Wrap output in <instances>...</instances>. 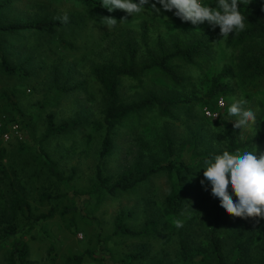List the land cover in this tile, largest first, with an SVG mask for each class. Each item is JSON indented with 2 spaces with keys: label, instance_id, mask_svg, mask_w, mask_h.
Wrapping results in <instances>:
<instances>
[{
  "label": "rangeland",
  "instance_id": "1",
  "mask_svg": "<svg viewBox=\"0 0 264 264\" xmlns=\"http://www.w3.org/2000/svg\"><path fill=\"white\" fill-rule=\"evenodd\" d=\"M206 1L207 5H215L214 0ZM248 1L252 3L253 13L264 22V0ZM0 6V19L5 24L59 20L57 18L65 14L68 19L82 23L81 27L3 35L6 57L12 64L24 63L28 72L26 77L19 78L8 76L0 69V92L16 93L23 111V116H20L6 109L0 112V116L5 115L6 121L9 118L19 120L8 121L7 131L11 133L12 125L18 123L25 140L21 147L15 135L10 134L9 140L2 135V142L9 153L6 165L16 186L21 188L37 214L47 213L50 204L59 209H78L75 217L72 214L61 217L58 212L55 218L36 223L33 230L26 222L20 224L15 238L29 244L30 264H64L67 257L87 250L94 255L87 256L83 264H180L181 239L199 249L200 256L192 264H213L205 259V245L209 241L212 221L211 188L208 186L205 191L200 183L204 179L205 158L228 151V128L237 134L239 142L244 143L257 136V123L264 122V81L255 89H246L237 78L241 48H229L228 38L220 40L219 27L213 30L207 22L196 26L190 24L185 28L174 26L171 12H164L159 4L156 5L161 8L159 16L147 10L140 17L123 11L128 18L127 24H118L110 31L95 15L94 8L76 0H0ZM143 21L149 23L152 47H156L160 39L170 46L176 37L185 40L206 36L211 49L199 66L180 65L178 70L186 78V89H178L161 76L148 78L143 83L125 81L124 93L128 97H138L151 90L167 94L176 92L192 101L177 111L173 119L148 113L136 126L129 124L118 129L116 148L104 160L102 169L105 176L115 182L141 159L145 167L167 160L191 164L193 172L183 177L188 201L177 218L166 216L165 200L172 192L174 182L167 174L154 176L117 197L105 192L99 194L96 172L104 134L101 130L84 126L44 143V149L65 176L68 178L74 174L70 182L59 183L48 177L32 160L33 149L46 130L50 115L57 123L78 117L89 121L101 120L104 95L92 75V66L116 58L118 44L125 41L128 31H133L139 38ZM61 41L72 44V47ZM228 67L232 68L233 76L224 79L230 87V93L225 97L226 107L217 110L219 118L210 120L204 114V108L208 106L203 99L213 79ZM64 87L73 90L63 91ZM241 97L248 101L247 107L256 112V122L253 126L237 129L234 127L236 118L227 114V107L233 102L232 98L238 100ZM166 132L172 137L175 147V155L170 159L165 153ZM255 145L257 155L264 153V142L254 143L242 151H252ZM6 182L0 181L2 205L10 197ZM44 193L56 198L51 203L41 204L40 197ZM229 193L232 194L230 186ZM121 212L132 213L128 225L137 230L144 227L148 218L159 219L161 233L151 239L114 236L115 218ZM177 219L182 221L183 227L175 226ZM252 225L251 218L242 219L226 213L222 239L232 247L241 231L248 233ZM13 239L0 233L3 244L0 264H9ZM138 253L143 256L128 259Z\"/></svg>",
  "mask_w": 264,
  "mask_h": 264
},
{
  "label": "trees",
  "instance_id": "2",
  "mask_svg": "<svg viewBox=\"0 0 264 264\" xmlns=\"http://www.w3.org/2000/svg\"><path fill=\"white\" fill-rule=\"evenodd\" d=\"M95 9L96 16L112 17L118 21V24H127L128 18L122 10L109 12L102 7V0H76ZM138 3V0H135ZM156 0H149L145 9L151 12V4ZM217 0H214L216 4ZM215 6V5H214ZM1 8V6H0ZM241 13L245 16L246 28L238 34L233 33L227 39V46L231 49L241 48L242 54L239 56L240 71L237 78L246 89H255L264 81V22H262L254 13L252 3L248 0L239 4ZM140 17V14H134ZM174 26L178 28L188 27L190 22H183L171 12ZM121 20L124 22L119 23ZM81 21L68 19V22L61 23L60 20H39L32 22H17L5 24L0 19V69L8 76H17L19 78L28 75L25 64H12L6 57L4 49L3 35H17L23 31H44L47 29H64L71 27H81ZM150 28L147 21L141 23L140 37L137 38L133 31H128L125 41L118 44V55L104 63H98L92 66V75L101 86L104 102L102 118L99 121H89L86 118H75L73 120L57 123L53 115L48 117L47 127L42 137L38 140L33 149V163L48 177L55 179L59 183L70 182L74 174L66 177L61 171L58 163L44 149V143L50 139L67 135L75 132L84 126L103 131L101 147L99 152V163L97 165V183L96 189L100 195L106 194L117 197L122 193H128L139 183L145 182L159 174H167L173 182V188L170 195L165 200L166 216L177 218L183 213L187 201V186L183 182L184 175L193 172L191 164L167 160L165 162L155 163L145 167L143 160L136 162L131 170L125 171L115 182L106 177L102 165L105 159L110 157L116 148V136L118 129L127 127L129 124L136 126L138 122L148 113H157L163 118H175V114L184 105L190 104L192 100L184 95L173 92H158L148 90L138 97H128L124 93L125 81H134L143 83L146 79L161 76L168 79L172 85L178 89H186V78L178 70L180 65L199 66V63L207 59L211 49L206 36H194L190 39L175 38L170 46H167L163 39H160L156 47L150 45ZM65 46L72 47L61 41ZM143 55L141 56V54ZM145 57L144 60L142 58ZM232 68H224L217 75L203 99L206 107L212 111H217V100L222 96L224 99L230 93L229 85L224 81L232 75ZM64 89V90H63ZM63 91L67 89L64 87ZM226 100V99H225ZM9 109L20 116L23 111L19 107L16 93L10 91L0 92V112ZM5 115L0 116V122L4 126L0 127V181L6 182L10 190V197L5 205L0 203V233L3 237L14 238L10 247L8 263L9 264H30V247L26 241L15 238L18 234L20 224L26 222L30 230H33L35 224L41 221H47L56 217L59 212L61 217H67L72 214L73 217L78 214V209L50 204L47 213L37 214L21 188L16 186L12 175L6 165L9 153L2 142V135L7 131L8 121L20 122L17 119L8 121L3 120ZM206 116V115H205ZM208 118V117H206ZM209 119V118H208ZM213 120V119H210ZM215 121V120H214ZM14 123V122H13ZM228 152L235 153L238 149L251 146L254 143L264 142V122L257 123V136L244 143L238 141L237 134L228 128ZM23 147L25 140H18ZM145 144V143H144ZM174 141L168 132L165 133V153L168 159L175 155ZM208 156L205 159H211ZM55 196L44 193L40 197L41 204L51 203ZM60 198V196L58 197ZM62 198V197H61ZM211 230L209 241L205 245V259L213 264H264V219L251 218L252 230L248 233L241 231L238 239L229 247L222 239V231L225 227V210L220 206L218 198L212 196L211 204ZM132 213H119L115 218L114 236L151 239L161 233V221L157 218H148L144 227L140 230L134 229L128 225ZM258 221V223H257ZM3 244L0 242V251ZM53 250V248L51 249ZM180 252L182 262L180 264H192L200 256L199 249L192 247L185 239L180 241ZM90 250L80 255L69 256L64 264H83L86 257L93 256ZM138 255H130L128 259L139 258Z\"/></svg>",
  "mask_w": 264,
  "mask_h": 264
},
{
  "label": "clouds",
  "instance_id": "3",
  "mask_svg": "<svg viewBox=\"0 0 264 264\" xmlns=\"http://www.w3.org/2000/svg\"><path fill=\"white\" fill-rule=\"evenodd\" d=\"M241 3L242 0H217L215 6H211L205 5L202 0H156L151 4L150 11L159 16L161 8L164 12L174 10L176 17L194 26L207 22L213 30L219 27L222 37L220 40H226L230 34H238L246 28V18L239 8ZM147 4L149 0H138V3L135 0H102V7L109 12L118 9L132 16L147 10L144 7ZM157 4L161 5V8H157ZM57 19L61 23L68 22L66 14ZM101 22L106 25L108 31L118 25V21L112 17H103ZM122 22L124 21L119 23ZM232 101L227 107V114L236 118L234 127L243 129L255 125L256 112L247 107L248 101L243 97L238 100L232 98ZM219 102L221 106L224 105L222 96ZM204 164V179L200 183L205 191L210 186L211 195L219 199L220 206L228 215L242 219H264V153L257 155L256 145L252 151L238 149L234 154L224 151L206 159ZM229 186L232 194L229 193ZM174 223L177 228L183 227L179 219Z\"/></svg>",
  "mask_w": 264,
  "mask_h": 264
},
{
  "label": "built area",
  "instance_id": "4",
  "mask_svg": "<svg viewBox=\"0 0 264 264\" xmlns=\"http://www.w3.org/2000/svg\"><path fill=\"white\" fill-rule=\"evenodd\" d=\"M202 3H204L205 5H207V1L206 0H202ZM220 98L217 100V107H218V109L220 110V109H224L225 107H226V100L224 99V105L223 106H221L220 105ZM204 114L209 118V119H213V118H215V119H213V120H216L217 118H219V113L217 112V111H212V110H210V109H208V108H204ZM3 120H5L6 121V117L4 116L3 117ZM4 126V123H3V121L2 122H0V127H3ZM13 130H11V133H10V131L9 132H6V133H4V137L7 139V140H9L10 139V137H9V135L10 134H13V135H15L17 138H19L20 140H22L23 139V135H22V130H21V127H20V125L18 124V123H15L14 125H12V127H11Z\"/></svg>",
  "mask_w": 264,
  "mask_h": 264
}]
</instances>
